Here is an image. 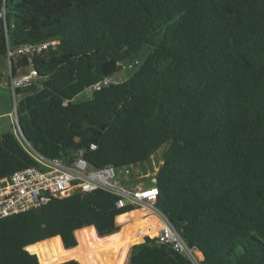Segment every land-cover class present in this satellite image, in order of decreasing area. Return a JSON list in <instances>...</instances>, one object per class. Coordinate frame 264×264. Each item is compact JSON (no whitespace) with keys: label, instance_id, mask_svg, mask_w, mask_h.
<instances>
[{"label":"trees","instance_id":"obj_1","mask_svg":"<svg viewBox=\"0 0 264 264\" xmlns=\"http://www.w3.org/2000/svg\"><path fill=\"white\" fill-rule=\"evenodd\" d=\"M5 16V60L7 44L58 42L16 91L22 141L117 170L165 146L148 187L200 264H264V0H5ZM27 66L12 60L10 74ZM35 164L14 132L0 134V180ZM118 199L96 190L0 219V264H86L123 235L116 218L135 208ZM133 223L119 264H192L157 238L137 243L149 232Z\"/></svg>","mask_w":264,"mask_h":264},{"label":"built area","instance_id":"obj_2","mask_svg":"<svg viewBox=\"0 0 264 264\" xmlns=\"http://www.w3.org/2000/svg\"><path fill=\"white\" fill-rule=\"evenodd\" d=\"M0 21L6 32L5 0H0ZM56 40L40 44L23 45L17 48L6 46V60L8 63L25 58L28 66L18 68L15 75H10L8 81L9 90L13 96V122L14 133L24 149L35 161L34 166H29L15 171L8 178L0 180V219L23 213L30 209H38L47 204L53 198H64L73 194L84 195L87 192L102 190L119 199L116 202L118 208L132 206L135 209H144L156 215L161 225L155 236L158 243L169 245L173 250L186 256L192 264H200L202 255L199 251L188 247L176 228L168 221L156 207L158 196L157 187H138L136 190H128L116 184L117 169L113 166L93 168L84 159V151L78 150L67 160L61 158H48L21 140L18 127L16 107L18 102V89H28L37 78V72L33 68V59L37 55H44L57 46ZM11 73V67H10ZM123 80L121 76H107L100 82L85 89L90 96L93 92L111 83ZM90 150H95L96 145L90 144ZM131 167L123 168L125 174H130Z\"/></svg>","mask_w":264,"mask_h":264},{"label":"rangeland","instance_id":"obj_3","mask_svg":"<svg viewBox=\"0 0 264 264\" xmlns=\"http://www.w3.org/2000/svg\"><path fill=\"white\" fill-rule=\"evenodd\" d=\"M9 78H10L9 63L7 62V60L0 57V114L4 113L6 110H11V112L13 113V110H14L13 109V96L11 92H9L10 90L7 85ZM88 96H89L88 93L84 91L81 94H79L75 98L74 101L86 100ZM0 118H1L0 120L4 122L3 127L0 128V131L6 132L3 130H7V132H14L13 117L11 118V124H9V119L7 117L2 118L1 116ZM164 149H165V146L160 147L158 150L152 153V155L150 156V159L147 162L132 166L130 168L131 173L128 175L125 174L124 169H118L117 178L115 179L116 184L119 187H123L131 191L136 190L138 187L149 186L148 183L154 182V176L158 168L162 164V156H163ZM132 212L127 213V214H130V216L128 217L129 220L124 223L125 225H130V227H133L134 221H137V222L140 221L144 223L145 225L146 223L149 222L150 220L148 219L149 216L144 217L145 214L142 212V210H134ZM116 223L120 228L119 231H121L123 234L122 237L119 240H117V243L111 246H107V247L103 246V247H100V249L98 248L95 258L92 259L90 257H86V264H119L120 256L123 254L124 251L127 250L128 245L131 242V240L134 239V236L132 233L126 232V228L123 226V224H119L118 222ZM138 235H140V233L137 234L136 236L138 237ZM145 236L154 238L156 235H154L151 230L149 234L142 235L137 243H140L143 237ZM75 238L77 240L76 246H78V238L76 236ZM51 240H53L52 245L55 248H58L60 252L67 250L63 247L62 242L59 238L51 239ZM137 243H132L131 246ZM88 244L90 243L88 242ZM37 257H38V260L40 261V258L38 255ZM128 257H129V253L127 255L125 263L128 262ZM69 259H74V258L65 256V258L63 260H60L57 264H60L61 262H64Z\"/></svg>","mask_w":264,"mask_h":264},{"label":"bare ground","instance_id":"obj_4","mask_svg":"<svg viewBox=\"0 0 264 264\" xmlns=\"http://www.w3.org/2000/svg\"><path fill=\"white\" fill-rule=\"evenodd\" d=\"M132 213H134V212H132ZM132 213H131V214H132ZM129 216H130V214H123V215H120V216H118V217L116 218V222H118V223H122V222H124V221H128V220H129V219H128ZM132 216H133V215H132ZM148 219H150L149 222L146 223V225L144 224L143 230L140 232V235H138V237H140V236L142 235V233H144V232H150L151 230H152V232H153L154 235L157 234L158 229H159V227H160L159 224H158V221H156L155 218L152 217V216H149ZM96 234H97V233H96ZM60 240H61V239H60ZM142 241H144V239H143ZM27 251H28V250H27ZM61 264H62V262H61Z\"/></svg>","mask_w":264,"mask_h":264},{"label":"crops","instance_id":"obj_5","mask_svg":"<svg viewBox=\"0 0 264 264\" xmlns=\"http://www.w3.org/2000/svg\"><path fill=\"white\" fill-rule=\"evenodd\" d=\"M4 59V58H3ZM8 81H9V79H8ZM7 85H8V83H7ZM10 92V91H9ZM2 116V118L3 117H7L8 119H9V124H11V118H12V112H11V110H6L4 113H2V114H0V117ZM1 119V118H0ZM3 121H1L0 120V128H2L3 127ZM3 129H5V128H3ZM3 131H6V132H1L0 131V134H4V133H9V132H7V130H3ZM16 135V134H15ZM135 210H142V212L145 214V216L144 217H146V216H152V217H154L155 218V220L156 221H158V224H159V226L161 225V222H160V220H159V218L156 216V215H154V214H151L149 211H147V210H144V209H135ZM134 211V210H133ZM132 212V211H131ZM128 213H130V212H128ZM125 214H127V213H125ZM123 215V214H122ZM148 218V217H147ZM126 221H124V222H122V223H119V224H124ZM155 238V237H154ZM153 239V238H152ZM130 251V250H129Z\"/></svg>","mask_w":264,"mask_h":264},{"label":"water","instance_id":"obj_6","mask_svg":"<svg viewBox=\"0 0 264 264\" xmlns=\"http://www.w3.org/2000/svg\"><path fill=\"white\" fill-rule=\"evenodd\" d=\"M11 67V61H10V63H9V68ZM11 75V74H10ZM18 127H19V125H18ZM19 129H20V127H19ZM20 133H21V129H20ZM22 135V134H21ZM95 229V228H94ZM96 231V230H95ZM96 233H97V231H96ZM97 235H98V233H97ZM98 237H100L99 235H98ZM61 239V238H60ZM61 242H62V245H63V247H64V244H63V241H62V239H61ZM142 242H144V241H142ZM65 248V247H64ZM66 249V248H65ZM29 252V251H28ZM30 253V252H29ZM66 262V261H65ZM64 263V262H63ZM62 263V264H63Z\"/></svg>","mask_w":264,"mask_h":264}]
</instances>
